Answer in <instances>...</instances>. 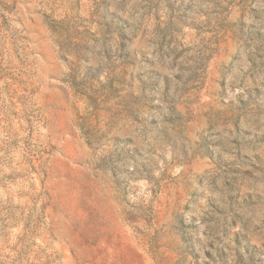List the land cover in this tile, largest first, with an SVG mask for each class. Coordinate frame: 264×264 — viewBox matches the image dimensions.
<instances>
[{"label":"rangeland","instance_id":"374dc122","mask_svg":"<svg viewBox=\"0 0 264 264\" xmlns=\"http://www.w3.org/2000/svg\"><path fill=\"white\" fill-rule=\"evenodd\" d=\"M121 2L0 0V264H264V0Z\"/></svg>","mask_w":264,"mask_h":264},{"label":"water","instance_id":"95a60500","mask_svg":"<svg viewBox=\"0 0 264 264\" xmlns=\"http://www.w3.org/2000/svg\"><path fill=\"white\" fill-rule=\"evenodd\" d=\"M114 2H121V0H113ZM122 3V2H121ZM116 20L120 21L122 25L124 26L126 33H127V39H126V44L130 45V43L133 41L136 35V31L138 28V19L137 18H132L130 19H125L123 16H121L119 13L116 14ZM175 28V27H174ZM103 46H106L109 48V50L112 52L115 50L117 44H115V41H113V37L111 35H104L98 39L96 45H95V51L97 54H100L102 56L103 54ZM184 54L182 51L179 53H170L167 52L165 59L166 63L169 65L171 68V79L176 80V79H182V65H183V59H184ZM150 100L152 101L153 104L156 102L159 103V105L156 106V110L158 111L157 114L152 115L149 117V121L156 127V128H161V124L164 122L166 119V115H168V112L166 111L164 107V98L161 94L160 91H158L157 88H155V92L152 94H148ZM151 150V149H150Z\"/></svg>","mask_w":264,"mask_h":264},{"label":"trees","instance_id":"16d2710c","mask_svg":"<svg viewBox=\"0 0 264 264\" xmlns=\"http://www.w3.org/2000/svg\"><path fill=\"white\" fill-rule=\"evenodd\" d=\"M105 23V32L104 35H111L115 39V43L117 44L115 50L112 52L109 50L108 47L103 46V54L102 58L104 59V63H100L98 67L89 66L88 67V74H96L98 72L103 71V69L107 68L109 65V62L112 61L113 57H116L115 59H123L131 57L129 53V45L126 43L127 39V33L120 21L116 20V14H112L108 19H104ZM179 29L177 27H169L166 37H164L166 40L168 37H171L177 33ZM145 85H147V82H144ZM170 88H164L161 92L164 101L170 100L171 94H170ZM146 99L150 104H152V101L149 98V95H146Z\"/></svg>","mask_w":264,"mask_h":264}]
</instances>
